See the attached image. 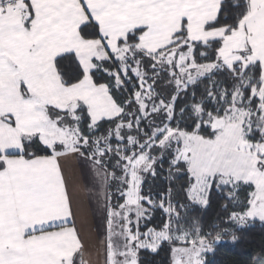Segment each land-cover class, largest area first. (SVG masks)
<instances>
[{
	"label": "snow or ice",
	"instance_id": "6c2138e0",
	"mask_svg": "<svg viewBox=\"0 0 264 264\" xmlns=\"http://www.w3.org/2000/svg\"><path fill=\"white\" fill-rule=\"evenodd\" d=\"M70 155L102 220L95 262ZM257 226L264 0H0V264H210Z\"/></svg>",
	"mask_w": 264,
	"mask_h": 264
},
{
	"label": "crops",
	"instance_id": "0c3cea01",
	"mask_svg": "<svg viewBox=\"0 0 264 264\" xmlns=\"http://www.w3.org/2000/svg\"><path fill=\"white\" fill-rule=\"evenodd\" d=\"M62 169L75 212L76 226L82 238L89 245L92 259L95 262L98 241L103 239V228L100 213L91 195L87 166L80 159L70 155L62 160Z\"/></svg>",
	"mask_w": 264,
	"mask_h": 264
},
{
	"label": "trees",
	"instance_id": "16d2710c",
	"mask_svg": "<svg viewBox=\"0 0 264 264\" xmlns=\"http://www.w3.org/2000/svg\"><path fill=\"white\" fill-rule=\"evenodd\" d=\"M219 215H221L220 209L214 204L207 210L206 222L215 221ZM156 222H159V216ZM262 246H264V229L257 226L251 229L240 242H226L217 246L215 254L209 257V261L210 264H249ZM166 259L167 255L163 252L155 258L145 256V260L152 261L153 264H166Z\"/></svg>",
	"mask_w": 264,
	"mask_h": 264
}]
</instances>
